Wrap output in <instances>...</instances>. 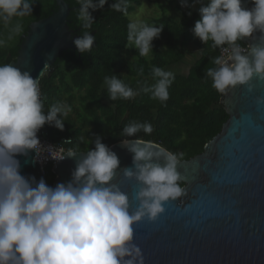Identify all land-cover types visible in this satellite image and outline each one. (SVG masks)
Instances as JSON below:
<instances>
[{"label":"clouds","instance_id":"clouds-1","mask_svg":"<svg viewBox=\"0 0 264 264\" xmlns=\"http://www.w3.org/2000/svg\"><path fill=\"white\" fill-rule=\"evenodd\" d=\"M80 7L82 34L72 42L76 50L90 52L95 36L89 34L94 18L90 9H102L108 0H77ZM188 7L187 0H180ZM200 19L192 29L195 37L212 47L227 45V56L215 57L205 75L221 94L230 88L246 86L251 81H264V0H251V8L242 0H196ZM31 0H0V23L8 26L13 17L32 14ZM112 10L126 12L127 0H115ZM191 13H189L190 15ZM163 25L141 21L127 26V41L141 56L153 50L152 41ZM20 23L12 31L23 33ZM257 43L242 47L237 41L253 38ZM4 44L0 40V46ZM231 61V63H229ZM39 76L33 78L12 64H0V264H145L140 247L134 241V226L143 220L155 221L164 213V204L186 195L182 176L177 171L180 156L152 140L136 134L153 132L149 122L131 121L122 129L121 144L132 154L131 166L120 167L117 154L101 142L99 135L86 152L78 147L62 149L41 145L37 132L45 124L64 130V118L71 111L67 103H57L44 111L40 97ZM142 71V70H141ZM158 77L144 92L161 103L169 99L168 88L174 80L171 71L152 69ZM108 98L112 101L133 99L138 91L116 75L106 76ZM264 105V95L255 97ZM59 116V118H58ZM83 140V138H81ZM71 143V140H65ZM34 150V162L47 153L54 160L79 158L67 182L49 185L43 178L24 176L18 155ZM137 185L132 208L129 196L114 182L117 173Z\"/></svg>","mask_w":264,"mask_h":264},{"label":"trees","instance_id":"trees-1","mask_svg":"<svg viewBox=\"0 0 264 264\" xmlns=\"http://www.w3.org/2000/svg\"><path fill=\"white\" fill-rule=\"evenodd\" d=\"M64 1L71 9L67 17L68 27L74 35L80 36V5L77 0ZM165 1L178 17L170 16L167 6L154 1L160 15L152 19V24L163 27L152 41L150 58L141 56L139 50L127 41V26L130 23L127 15L140 6V0H127L126 12L109 7L115 0H108L102 9L89 10L94 18L89 34L96 37L90 52L81 54L76 50L62 53L55 61L51 75L47 77L45 74L39 80L45 112L57 103H67L71 107L64 118L63 131L48 123L38 130L47 133L49 141L55 144L62 138L70 139L71 143L65 149L78 147L81 152H86L88 148H94L90 142L97 135L102 138V143L111 147L123 139L122 129L129 122H149L153 132L145 134L140 131L136 134L138 137L161 144L179 155L180 160H189L202 153L204 146L217 136L228 115L219 103L221 93L212 87L211 78L205 75V70L214 67L211 61L219 57L218 51L223 46L214 48L212 41L204 44L194 36L192 29L200 19V3L187 0L189 6L182 7L180 0ZM31 2L32 14L13 17L8 26L0 23V40L4 41L0 46V64L15 60L22 42L20 36L27 33L30 23L48 17L56 10L53 0ZM252 6L251 0H242V7ZM16 23L24 29L20 35L12 31ZM248 40L237 43L246 46ZM184 46L197 50V54L186 71L173 73L174 80L168 88L169 99L161 103L152 98L151 92L142 89L157 82L158 77L152 72L154 67L168 71L182 62L186 53H192ZM124 50L127 51L126 57L122 53ZM112 75L139 94L133 99L110 100L104 78ZM44 170L43 179L52 186L55 179L52 168L48 165Z\"/></svg>","mask_w":264,"mask_h":264},{"label":"water","instance_id":"water-1","mask_svg":"<svg viewBox=\"0 0 264 264\" xmlns=\"http://www.w3.org/2000/svg\"><path fill=\"white\" fill-rule=\"evenodd\" d=\"M53 1L56 10L28 25L15 60L9 63L33 78L45 64L43 75L49 77L62 53L76 51L72 41L79 36L67 22L71 9L64 0ZM259 36L255 32L247 45L257 43ZM251 83V93L240 85L221 94L219 103L228 119L220 132L202 153L179 161L186 195L165 203L155 221L145 219L134 226L133 242L142 250L145 264H264V105L255 102L264 95V81L253 78ZM110 148L120 167L131 166L132 154L121 141ZM79 155L52 166V186L71 179ZM35 156L30 150L26 157L16 158L22 175L39 180L43 176ZM114 182L120 183L135 208L136 182L124 180L119 171Z\"/></svg>","mask_w":264,"mask_h":264},{"label":"rangeland","instance_id":"rangeland-1","mask_svg":"<svg viewBox=\"0 0 264 264\" xmlns=\"http://www.w3.org/2000/svg\"><path fill=\"white\" fill-rule=\"evenodd\" d=\"M154 1L157 2V4L159 3V4H163V5L167 6L165 0H140V6L135 8L134 11H132L130 14L127 15L128 20L130 22L141 21V22L152 25V19H154L160 15L159 9H158L157 5L154 3ZM167 14H169L170 16H172L174 18L178 17V15L174 12V10L171 8H168V6H167ZM132 45L134 48H136L134 44H132ZM184 47L191 49L192 53H186L184 60L182 62H180L178 65H175V66L169 68L168 71H171L172 73H181L183 71H186L189 64H191V62H193L194 57L197 54V50H195L189 46H184ZM126 52H127L126 50H124L122 52L123 56H125V57L127 56ZM150 52L147 56H145L146 58H150V55H151Z\"/></svg>","mask_w":264,"mask_h":264},{"label":"built area","instance_id":"built-area-1","mask_svg":"<svg viewBox=\"0 0 264 264\" xmlns=\"http://www.w3.org/2000/svg\"><path fill=\"white\" fill-rule=\"evenodd\" d=\"M241 46L244 47L243 45H241ZM228 47L229 46H223V47H221L219 49V51H218L219 52V57L228 55V52L224 51V49H226ZM37 137H38L41 145L44 146V147L53 146V147H59V148L65 149V146L67 144H69V143L64 142L65 140H68L66 138H62V139L59 140V142L54 144V143H52L51 141L48 140L47 133H41L39 131L37 132ZM37 161H38L39 166H40V168L42 170V176L45 174V170H44L45 167L50 165V167L53 168L52 166H54L56 164V162H57V160H54L50 156H48L47 153H44L43 156Z\"/></svg>","mask_w":264,"mask_h":264}]
</instances>
